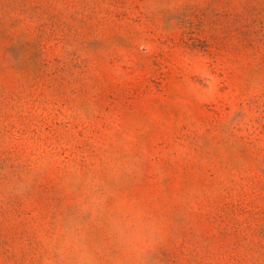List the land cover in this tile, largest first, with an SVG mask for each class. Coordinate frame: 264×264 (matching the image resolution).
Masks as SVG:
<instances>
[{"label": "rangeland", "instance_id": "374dc122", "mask_svg": "<svg viewBox=\"0 0 264 264\" xmlns=\"http://www.w3.org/2000/svg\"><path fill=\"white\" fill-rule=\"evenodd\" d=\"M0 264H264V0H0Z\"/></svg>", "mask_w": 264, "mask_h": 264}]
</instances>
